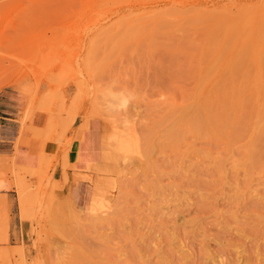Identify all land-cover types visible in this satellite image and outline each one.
Instances as JSON below:
<instances>
[{
  "label": "rangeland",
  "instance_id": "374dc122",
  "mask_svg": "<svg viewBox=\"0 0 264 264\" xmlns=\"http://www.w3.org/2000/svg\"><path fill=\"white\" fill-rule=\"evenodd\" d=\"M0 116L29 264H264V0H0Z\"/></svg>",
  "mask_w": 264,
  "mask_h": 264
},
{
  "label": "crops",
  "instance_id": "0c3cea01",
  "mask_svg": "<svg viewBox=\"0 0 264 264\" xmlns=\"http://www.w3.org/2000/svg\"><path fill=\"white\" fill-rule=\"evenodd\" d=\"M0 118H3L0 116ZM39 125V124H38ZM40 126V125H39ZM15 138V136H13ZM43 148V144L39 139L22 137L17 147L10 143L9 145L0 148V168L3 158H13L12 167L14 171L20 170H35L40 165V152ZM46 152L53 153V147L48 144L44 147ZM69 159L73 161V150L69 153ZM7 179L4 181L0 178V229L4 227L3 223L8 218V246L0 245V253L2 249L6 248L9 257V264H16L20 261L19 248L24 247L23 257L26 263L29 264L30 260L35 257V252L31 248L30 236L32 224L30 220H22L21 213L25 206L23 201L19 199L17 195V185L10 183L11 175L7 173ZM52 178L55 182H58L62 186L61 191H56L55 194L58 197H66L69 200L82 202L84 198V188L86 184L81 181L73 184V172L66 170V182L63 177V170L60 165L56 166L52 171ZM26 180L35 184L34 178L26 176ZM4 234H0L2 238ZM0 264H8L6 262H0Z\"/></svg>",
  "mask_w": 264,
  "mask_h": 264
},
{
  "label": "bare ground",
  "instance_id": "6f19581e",
  "mask_svg": "<svg viewBox=\"0 0 264 264\" xmlns=\"http://www.w3.org/2000/svg\"><path fill=\"white\" fill-rule=\"evenodd\" d=\"M20 95H21V94H20ZM114 96H115V95L113 94V97H114ZM109 97H110V96H109ZM111 97H112V95H111ZM111 97H110V98H111ZM114 98H115V97H114ZM114 98H113V99H114ZM115 99H117V98H115ZM107 100H108V99H107ZM122 100H123V99H122ZM116 102H118V101H116ZM121 102H122V101H121ZM125 102H126V101H125ZM125 102H123V103H120V102H119V103H120V104H123V105H121V106H124ZM109 103H110V102H109ZM119 103H118V104H119ZM113 104H115V103L113 102ZM113 104H111V105H113ZM116 104H117V103H116ZM114 107H116V105H115ZM117 107H118V106H117ZM119 108H121V107H119Z\"/></svg>",
  "mask_w": 264,
  "mask_h": 264
}]
</instances>
